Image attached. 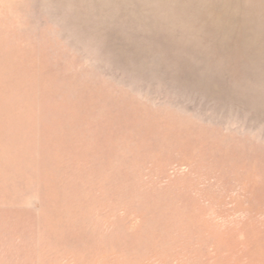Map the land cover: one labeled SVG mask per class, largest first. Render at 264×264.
<instances>
[{
    "label": "rangeland",
    "instance_id": "1",
    "mask_svg": "<svg viewBox=\"0 0 264 264\" xmlns=\"http://www.w3.org/2000/svg\"><path fill=\"white\" fill-rule=\"evenodd\" d=\"M0 264H264V0H0Z\"/></svg>",
    "mask_w": 264,
    "mask_h": 264
}]
</instances>
